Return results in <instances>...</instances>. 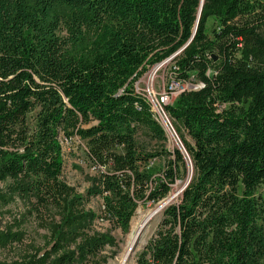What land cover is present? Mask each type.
Returning <instances> with one entry per match:
<instances>
[{"label": "trees", "instance_id": "trees-1", "mask_svg": "<svg viewBox=\"0 0 264 264\" xmlns=\"http://www.w3.org/2000/svg\"><path fill=\"white\" fill-rule=\"evenodd\" d=\"M201 3L0 0V181L62 210L60 238L75 241L96 216L62 179L65 140L86 142L102 217L124 232L140 201L160 202L187 174L175 149L154 176L158 154L136 140L141 126L166 139L135 83L174 56L176 77L203 85L165 107L192 175L137 264H264V0H204L198 18ZM85 241L54 262L91 264L105 237Z\"/></svg>", "mask_w": 264, "mask_h": 264}, {"label": "rangeland", "instance_id": "rangeland-1", "mask_svg": "<svg viewBox=\"0 0 264 264\" xmlns=\"http://www.w3.org/2000/svg\"><path fill=\"white\" fill-rule=\"evenodd\" d=\"M262 32L264 36V27ZM173 65V58L170 57L150 67L139 78L142 88L138 85L139 79L135 83L139 91L147 98L153 99L148 95V90L145 89V82L151 80L155 87L159 88L164 81L168 80ZM37 113L38 109L28 115V122L31 126L37 123ZM158 119L166 132L165 140L154 139L148 129L142 126L139 127L136 135L137 143L144 151L158 154L149 164L148 169L153 172L154 176H160L162 169L167 166L171 157L164 153L174 152L175 149L184 153L188 165L187 174L183 179L177 180L166 198L155 204L149 201L146 203L140 201L131 220L129 230L124 232L115 222L102 217L103 200L100 195L95 193L98 174L96 168L88 163L86 142L79 137L65 140L63 143L64 169L62 179L71 188L73 197H75L73 202L77 204L76 209L80 212L95 214V219L91 222L81 223L84 226L76 232L79 236L75 241H72L69 236L60 238L57 230L64 223L62 210L53 205L44 206L39 203L35 195L23 196L18 192H12L10 190L12 188L11 179L0 181V263L38 262L39 264H56L54 261L61 253L78 251L77 248L85 243L88 238L104 236L105 243L100 247L97 255L90 260L91 264H119L132 232L133 224L142 222L150 212L158 210L166 203L150 220L146 228V235L135 250L132 264H137L139 254L157 229L163 209L171 203L178 202L192 175L190 159L172 119L169 117L175 129L176 139H173L170 122L161 118L160 115ZM258 193L264 195V183L259 187ZM172 196L173 198L169 200ZM67 230L69 229L67 228ZM59 241H62L63 249L55 253L52 251V247ZM47 254L48 258H46Z\"/></svg>", "mask_w": 264, "mask_h": 264}, {"label": "built area", "instance_id": "built-area-1", "mask_svg": "<svg viewBox=\"0 0 264 264\" xmlns=\"http://www.w3.org/2000/svg\"><path fill=\"white\" fill-rule=\"evenodd\" d=\"M145 82L146 88L148 90V95L153 99H156V106H158V110H161L163 114V118L170 122V130L173 133V139L175 138V129L172 125L171 120L169 119L168 114L165 111L166 107V99L175 100L178 96H180L183 92L187 90L198 89L203 85L201 83H193L191 81H182L176 77V75L170 71V81H164L161 86L155 87L153 81ZM139 87H141L140 79H139ZM142 88V87H141Z\"/></svg>", "mask_w": 264, "mask_h": 264}, {"label": "bare ground", "instance_id": "bare-ground-1", "mask_svg": "<svg viewBox=\"0 0 264 264\" xmlns=\"http://www.w3.org/2000/svg\"><path fill=\"white\" fill-rule=\"evenodd\" d=\"M167 81H170V75H169V78ZM135 88L137 91H139L138 86L136 84H135ZM147 99H148L149 103L151 104L152 110L155 114V118L159 121L158 116L160 115L161 118H163V114H162L161 110H158V106H156V99H149V98H147ZM173 101H175V100L166 99V105L172 104ZM172 198H173V196L170 197L169 200ZM165 204L166 203H164L160 208L164 207ZM160 208H158V210ZM153 212L154 211L150 212L149 215L145 218L147 219ZM146 219H143V221L140 223L135 222L133 224L132 232L129 236L128 243H127L126 248H125V250L121 256L119 264H132L133 263V257H134L135 252H133L132 249L135 245L138 246L139 243H141V241L144 239V237L146 235V230H147L146 228L147 227H144V223H145Z\"/></svg>", "mask_w": 264, "mask_h": 264}, {"label": "water", "instance_id": "water-1", "mask_svg": "<svg viewBox=\"0 0 264 264\" xmlns=\"http://www.w3.org/2000/svg\"><path fill=\"white\" fill-rule=\"evenodd\" d=\"M203 2H204V0H202V3H201V7H200V10H199V15H198V18H199V16H200V13H201V8H202V5H203ZM197 26V25H196ZM195 30H196V28H195ZM174 56H172L171 57V59L173 58ZM188 184V183H187ZM186 187V186H185ZM184 190V189H183ZM160 210V209H159ZM159 210H156V211H154L147 219H146V221H145V223H144V227H147L148 226V224H149V222H150V220L159 212ZM136 248H137V245H135L134 247H133V249H132V251L133 252H135V250H136Z\"/></svg>", "mask_w": 264, "mask_h": 264}]
</instances>
